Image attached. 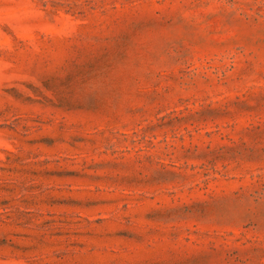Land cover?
I'll return each instance as SVG.
<instances>
[{"label":"rangeland","instance_id":"1","mask_svg":"<svg viewBox=\"0 0 264 264\" xmlns=\"http://www.w3.org/2000/svg\"><path fill=\"white\" fill-rule=\"evenodd\" d=\"M0 264H264V0H0Z\"/></svg>","mask_w":264,"mask_h":264}]
</instances>
